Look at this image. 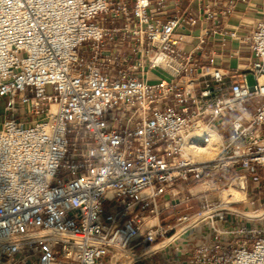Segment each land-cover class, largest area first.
<instances>
[{
	"label": "built area",
	"instance_id": "built-area-1",
	"mask_svg": "<svg viewBox=\"0 0 264 264\" xmlns=\"http://www.w3.org/2000/svg\"><path fill=\"white\" fill-rule=\"evenodd\" d=\"M207 1L162 18L165 0H0V264H138L170 238L155 264H264V216L219 209L264 185V17L224 94L203 46L234 0ZM198 130L210 159L187 148Z\"/></svg>",
	"mask_w": 264,
	"mask_h": 264
},
{
	"label": "crops",
	"instance_id": "crops-1",
	"mask_svg": "<svg viewBox=\"0 0 264 264\" xmlns=\"http://www.w3.org/2000/svg\"><path fill=\"white\" fill-rule=\"evenodd\" d=\"M189 0H165V10L161 13L164 14L162 18L170 16L177 13V11H182ZM194 2L195 0H191ZM204 3L208 2L203 0ZM151 8H155V0H151ZM264 17V0H234L232 2V7L230 13L224 22H220L214 28L216 33L209 32L207 35L206 43L203 46V52L208 54L209 52L214 54L213 65L220 68L225 76L222 79V86L224 87V94L228 91V86L233 80L230 75L238 74L242 72L244 68V63L241 60L249 58L251 56L250 48L247 44L240 43L236 37H243L249 31L250 26H252L258 19ZM200 29V26L195 25L189 30H180L187 35V40L189 43H178L177 47L183 49L184 53L189 52L196 42V35ZM222 33V34H220ZM233 34V35H232ZM247 74V73H246ZM258 98H253L248 100L244 105L247 112H252L255 105L259 103ZM199 191V188L192 189V192ZM193 207L187 212L193 213L197 208V204L192 201ZM184 211L182 206H177L176 210ZM160 218V223L163 225L172 224L174 221L175 214H167ZM162 213V214H163ZM239 217V216H238ZM242 218V217H241ZM240 219V218H239ZM243 219V218H242ZM170 249V248H169ZM170 251V250H169ZM168 252V250H166ZM161 251L155 254V251L145 257L143 260H150L155 264V255L159 258L166 253ZM139 264V263H138Z\"/></svg>",
	"mask_w": 264,
	"mask_h": 264
},
{
	"label": "bare ground",
	"instance_id": "bare-ground-1",
	"mask_svg": "<svg viewBox=\"0 0 264 264\" xmlns=\"http://www.w3.org/2000/svg\"><path fill=\"white\" fill-rule=\"evenodd\" d=\"M205 137L207 138L205 139ZM219 142L218 136L212 130H208V134L206 135H203V132L198 130L193 132L189 137L187 148L195 159H210L217 153ZM208 184V182H205L202 187L197 188L199 190L207 189L209 187ZM243 188L244 183L235 182L233 185H229L223 189L219 194L223 205L245 201V191ZM113 264L124 263L123 261L116 260V257H114Z\"/></svg>",
	"mask_w": 264,
	"mask_h": 264
},
{
	"label": "rangeland",
	"instance_id": "rangeland-1",
	"mask_svg": "<svg viewBox=\"0 0 264 264\" xmlns=\"http://www.w3.org/2000/svg\"><path fill=\"white\" fill-rule=\"evenodd\" d=\"M107 26H110L109 23H106ZM246 80L248 84L251 86L254 83V77L251 73L246 74ZM4 99L0 98V120L4 117L3 114V105H4ZM24 113V109H21L18 112V116L22 115ZM217 198L216 195H209L207 197L208 200H215ZM245 201L242 202H234L231 206L234 208H237L239 210L245 211V212H259L264 209V185L260 189H256L248 193L245 197ZM165 214L163 213L162 216ZM155 262L158 261L159 257L155 255ZM154 262V263H155ZM139 264H153L150 260H143L140 261Z\"/></svg>",
	"mask_w": 264,
	"mask_h": 264
},
{
	"label": "water",
	"instance_id": "water-1",
	"mask_svg": "<svg viewBox=\"0 0 264 264\" xmlns=\"http://www.w3.org/2000/svg\"><path fill=\"white\" fill-rule=\"evenodd\" d=\"M219 209L229 210V211H231L233 213H236V214H238V215H240V216H242L244 218H249V219H258V218L264 216V209L259 211V212H256V213L245 212V211H242V210H239L237 208L230 207V206H224V207H221ZM170 239H168V240H166V241H164V242H162L160 244L153 245V246L147 248L146 250L140 252L139 255H138V258H141V257L145 256L146 254H148V253H150L152 251H155V250L165 246L170 241ZM128 264H130V262Z\"/></svg>",
	"mask_w": 264,
	"mask_h": 264
}]
</instances>
